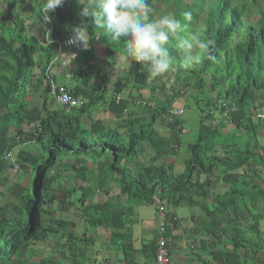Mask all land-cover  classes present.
Returning a JSON list of instances; mask_svg holds the SVG:
<instances>
[{
  "label": "trees",
  "instance_id": "16d2710c",
  "mask_svg": "<svg viewBox=\"0 0 264 264\" xmlns=\"http://www.w3.org/2000/svg\"><path fill=\"white\" fill-rule=\"evenodd\" d=\"M32 3L38 12L41 11L43 2L32 0ZM72 6L76 9H71ZM80 7L83 5L73 1L70 13L64 15L57 14L56 8L50 13L52 20L47 26L54 27V33L60 34L64 31V24L77 22L78 25L87 20L88 30L93 32L91 18L76 16ZM187 7L205 13L209 30L202 41L212 42L210 54H202L200 62L187 72L192 74L190 77L198 90L191 97L202 112L214 111L217 104L227 103L232 108L231 118L234 121L238 118V124L250 131L241 140L243 152L234 149L226 158L214 160L205 155L206 149L222 144L227 138L212 123L202 121L201 138L189 148L193 156L186 160L184 175H174L173 170L182 169L168 163L172 153L178 159H184V156L180 158L178 144H183L185 139L178 138L177 127L166 121L165 113L173 97L167 102L156 97L155 109L147 104L138 105L145 98L148 87L156 90L150 83L146 66L133 61L128 74L122 75L115 88L117 92L127 89L128 96L122 95L117 102L116 97L109 94V106L106 93H100L97 83L100 76L106 80L109 71L106 66L98 67L97 64L106 60L113 65L114 73H118L110 59L120 54L119 45L105 41L95 57L85 58L86 52L96 51L99 46L94 48L90 44L88 50L80 47L75 51L72 63H76L81 71L77 74L81 85L74 87L71 93L85 96L88 103L74 113L51 110L45 99L41 106H29L27 87L34 69L42 62L47 67L56 55L57 46L41 45L38 37H28L22 29L26 16L13 21L15 26L6 24L0 29V176L8 181V170L3 171L6 167L3 157L14 147L18 137L23 141L41 143V157L48 154V159L40 164L38 154L19 152L22 171L35 176L32 175V187L23 184L13 189L12 194L20 203L13 200L0 203V264H106V259L103 258V262L97 259L95 236L82 237L78 230L80 224L77 226L76 222L84 219L80 228L85 230L102 227L110 230L109 251L117 259L122 253L128 254L134 249L131 228L137 219L134 217L133 197L137 196L134 200L138 202L142 199L154 202L153 197L158 195L160 200L167 199L168 205L177 207L183 203L196 204L191 196L194 190L200 188L196 194L205 198L206 188L210 186V181L204 180L201 187L199 177L209 175L214 169L228 187L219 196L222 205L229 206V202L244 196L241 206L245 211L251 207L250 192L251 199L256 202L264 199V188L256 183L263 181L260 169L253 170L249 165L243 167L242 162L250 158L244 149L250 150L261 128L264 129V120L257 118L258 113H264V0H191ZM187 7L181 3L178 9L183 13ZM39 17V24L44 25L43 16ZM167 73L176 81L181 77L189 81L181 71L169 70ZM38 78L37 89L46 90L45 74L38 75ZM202 87L205 90L200 92ZM210 89L217 94L208 96ZM103 100L107 105L104 108L99 104ZM158 119L166 125V133L161 128L156 129ZM23 122L41 125L45 136L26 134L21 126L16 125ZM14 126L15 132L11 131ZM142 145L145 149L141 153ZM254 155L259 154L255 152ZM133 161H136L135 167L131 165ZM261 161L264 167V159ZM61 168L66 175L62 174ZM140 179L144 182L136 187ZM134 188L138 191H132ZM16 189L22 192L16 193ZM118 189L127 192V207H121L117 198L105 200L97 196L98 191L106 193ZM72 207H77L75 215ZM229 207L234 209L233 215L238 211V206L231 204ZM262 207L263 213L250 226L251 234L248 235L247 230L234 233L237 244L232 252L226 248L224 253L214 252L209 258L200 256V262L258 264L259 253H264V205ZM208 217L210 226H213L216 220L211 214ZM254 239L257 240L253 242ZM156 248V242H152L147 250L155 253ZM34 254L37 259L30 261ZM154 258L156 260L157 256ZM125 259L128 264H138L135 254L126 255Z\"/></svg>",
  "mask_w": 264,
  "mask_h": 264
},
{
  "label": "clouds",
  "instance_id": "9594fccd",
  "mask_svg": "<svg viewBox=\"0 0 264 264\" xmlns=\"http://www.w3.org/2000/svg\"><path fill=\"white\" fill-rule=\"evenodd\" d=\"M39 1L43 2V4L41 11L39 10L38 12L34 8L32 0H0V29H3V26H6V24H9L12 27L15 26L16 22L13 21H16L18 17L21 19L26 16L27 19L23 24L22 27L24 28L22 29L28 37H38L41 45L55 44L57 46L56 55L48 66L45 67L44 62H42L41 66L34 69L31 82L27 87L26 100L29 106H41L43 99H45L49 107L50 104H57V107L51 108V110H63L66 113H74L83 108V106L88 103V98L71 93V90L76 87V85H81L80 82L75 81L76 84L72 87L70 86V89L59 83V81L53 77V71L56 70L57 65H62L64 68L72 67L73 69L71 72L73 76L78 78L79 76L77 74L81 71L76 63H72L76 55L75 51L80 47L83 50H88L90 44H92L94 48L99 46L98 49H96L98 52L101 50L102 44L104 45L105 41H107L112 45H119L118 50H120L119 55L110 59L118 68L117 75L114 73L113 65L108 61L104 60V62L97 64L98 67L106 66L107 71H109V76L106 80H103L100 76L97 81L100 93H106V101L109 106V94L116 97L117 102H120L122 95L128 96L129 93L127 89L122 92H117L115 88L117 82L122 78V75L129 72V68L132 67L133 61L141 66H146L147 71L150 74V83L152 86H155L156 89L152 90L148 87V90H146V93L144 94L145 98H143V101L139 102L138 105L147 104V106L155 109L157 106L156 97H159V99L162 98L165 102L173 97L170 108L165 113L166 121L177 127L178 138L185 139L183 144H178L179 147H181V149H178L184 150V159L180 160L177 158V155L172 153V158H170L168 162L174 166V168L182 169L178 171L173 170L174 175H184L186 172L184 171L186 168V160L193 156L190 154L189 148L201 138V133L204 128L201 125L202 121L212 123L219 129V132L226 135L227 138L222 144L206 149L205 155H208V158L210 156L214 160H218L221 157L226 158V156H228L230 152L232 153V150L234 149H237L239 153L243 152L242 149H240V143L250 130H246L242 125H239L237 121L238 118L236 121L231 118L232 108L227 103L222 102L221 105L217 104L214 111L204 110V112H202L197 108L195 101L191 97V94L195 96L198 90L195 88V81L190 77L192 74L187 72L200 62L202 54H210L209 50L212 45L211 41H202V38H204L209 30V24L204 12L187 7V5L191 4V0H181V3L188 8L187 11L183 13L181 9H178L179 4H181L179 3V0ZM73 1L83 5L79 11V15L85 19L91 18L90 22L94 31H99L91 32L88 30L89 24L86 22L87 20L78 25L77 22H68L67 25L64 24V31L60 34L54 33V27L47 26V23L52 20L50 13L56 8L57 14L64 15L66 12L70 13L69 8ZM71 9H76V6ZM35 12L38 13L35 14ZM40 15L43 16L44 25H40L38 22ZM169 70L171 72H174L175 70L183 72L189 81L186 82L182 77L176 81L167 73ZM44 74L46 79L45 86L47 88L45 90L44 88L42 89L39 87L38 90V75ZM102 89L104 91H101ZM203 90L205 89L202 87L200 92ZM151 91H153V94ZM216 94L215 91L211 89L208 90V96ZM152 96L155 97L153 98ZM131 100L132 98H130V101ZM103 102H105V100H103ZM196 108L198 109L199 116L198 130L196 139H193L191 135L193 134L195 127L190 124L191 118L187 114V109ZM252 111L256 113V110ZM139 117H137V122ZM257 118L264 120V113H258ZM114 120L117 121L116 119ZM254 120H256L255 114ZM157 122L160 124L162 132L166 133V125H162L160 119H158ZM16 125L21 126L26 134L34 133L37 136H40V134L44 135L41 125L29 122L17 123ZM11 131H17L15 126ZM40 144H38L37 141H23L20 137L15 139L14 147L3 157L6 163V167L3 171L5 169L8 170L6 175V180L8 181H5L4 176H0V203H3L5 200H12L10 198L12 197L13 189L16 185H23L22 182L15 183L14 187L9 186L10 181L14 180L18 173L23 172V162L19 154L20 150L29 151L34 155L38 154L40 158L43 152ZM244 150L249 152L248 156L250 158H245L242 161L244 162L243 167L249 165L248 167L253 170L260 169L259 175L263 181L256 183L264 188V167H262L261 161L264 159V129L261 128L258 136L252 142L250 150L246 148ZM255 152H258L259 155H254ZM131 165L132 167H135L136 161H133ZM139 165L140 164H138V166ZM194 166L195 165H193V167ZM198 167L199 166L196 162V169ZM198 171L199 170H196V172ZM193 172L194 171H192V173ZM31 177L32 175H29V180ZM204 180L210 181V186L206 188L207 196L205 198L198 197L196 193L200 188L197 187L194 190V193L191 194L192 198H194L193 201H196V204L183 203L178 207L177 205H164L163 207V204L166 203L167 199L162 201L159 199L158 195L153 197L154 203L157 204L156 206L159 211L158 215L160 217L159 227L153 240V242H156L157 244L154 253V256H157L155 264L176 263L171 247V231L176 232L177 230H180L181 225L184 223L190 224L195 231H198L202 224L203 226L206 224L207 219L205 218L210 216V214L212 218L216 220L214 227L206 226L200 235L204 237H215L217 242H219V248L210 243L213 251L210 249L206 254L198 253L195 249L192 253H195V256L197 257L202 256L203 258H209L212 257L214 252L224 253L226 248L228 252H232L234 245L237 244V238L234 237V233L247 230L248 235L251 234L250 226L254 225L256 217H260L263 213L262 206L264 205V199H260L259 202H256V200L251 199L250 192L251 207L249 210L244 211L241 206V198L244 196L237 197L235 202H229V206H231V204L236 207L238 206V211L233 215L231 212L234 209H231L228 205H222L223 201H219V196L223 195V193L228 190L223 177L218 176L216 169H214L209 175L203 174L199 177V185L201 187L202 181ZM142 183L143 181L140 179L137 182L136 187H140ZM225 184L226 187L224 188ZM214 186H216L215 189ZM4 189L8 190L7 193L3 191ZM246 190H248V188H246ZM137 191L138 190L135 192ZM97 193V196L99 197L105 195L109 196V194L117 196L115 195L116 191L114 190L107 191L106 193L98 191ZM217 197L218 200H216ZM13 199L14 202L20 203V200L15 196H13ZM176 208L179 209L180 214L177 213ZM82 222H85L84 219L80 221V223ZM80 227L81 224L79 225L78 230L82 232V237L89 235L88 232L91 228L85 230ZM105 231L109 232L107 229H105ZM256 240L257 239H254L253 242ZM250 246L251 244L249 247ZM200 248L204 249L205 247ZM108 255H111L109 249L107 252H104V256ZM120 260L126 261L125 257ZM256 260L258 264H264V253H259ZM200 264L202 263L200 262Z\"/></svg>",
  "mask_w": 264,
  "mask_h": 264
},
{
  "label": "crops",
  "instance_id": "0c3cea01",
  "mask_svg": "<svg viewBox=\"0 0 264 264\" xmlns=\"http://www.w3.org/2000/svg\"><path fill=\"white\" fill-rule=\"evenodd\" d=\"M38 31V30H37ZM73 68H64L62 65H57L56 70L53 71L54 78L59 81V83L65 85L66 87L70 88L76 84L78 78L73 76L71 70ZM128 74V73H127ZM127 76V75H126ZM76 81V82H75ZM70 82V83H69ZM71 86V87H70ZM78 86V85H76ZM101 107H106L105 102L101 101ZM57 107V104L53 103L50 104V108ZM144 182V181H143ZM132 191H136L135 188ZM109 194V193H108ZM117 196L109 194V196H103L105 200L110 199H118V203L121 207L128 206L129 202L127 200V192H122L119 189L116 191ZM137 196L133 197L134 201V217L137 219V222L131 228V233L133 236V245L135 251L138 252L136 256L135 262L138 264H155L154 258V250H147L150 243L153 242L155 238V234L157 233V229L159 227L160 217L158 215L159 211L157 208V204L151 201H147L146 199H142L141 201H135L134 199ZM164 205H168L164 203ZM178 214L180 211L176 208ZM205 219L209 221V217L207 216ZM204 219V222H205ZM203 226H200L198 231H195L190 224L184 223L181 225V229L177 230L176 232L171 231L170 235L172 238L171 247L172 253L175 257V261L178 264H200L201 257L195 256V253H192L196 249L198 253L206 254L208 250L211 249V244H214L219 248V242L217 239L212 236L204 237L200 235L202 230L206 226H210L209 222H207ZM212 228L214 227L211 226ZM104 228H97L89 230V235L95 236L97 240V259L99 261H105L103 259L104 252H107L111 242V231L105 234ZM147 244V245H146ZM103 245V253H101ZM200 247H205L204 249ZM212 250V249H211ZM213 251V250H212ZM122 257V256H120ZM118 256L117 259L120 258ZM106 264H116L110 262L109 259L106 260ZM118 264H127V261L120 260Z\"/></svg>",
  "mask_w": 264,
  "mask_h": 264
},
{
  "label": "rangeland",
  "instance_id": "374dc122",
  "mask_svg": "<svg viewBox=\"0 0 264 264\" xmlns=\"http://www.w3.org/2000/svg\"><path fill=\"white\" fill-rule=\"evenodd\" d=\"M73 8L75 7V6H72ZM79 8V7H78ZM81 8V7H80ZM79 15V13L78 14H76V16H78ZM80 16V15H79ZM91 41V40H90ZM85 54H87V55H84V58L86 57V56H93V57H95L97 54H98V52L97 51H89V52H86ZM70 83V82H69ZM187 114H188V116L191 118V125L192 126H194L195 127V129L193 130V134L191 135V137L193 138V139H196V136H197V130H198V118H199V116H198V111L196 110V109H187ZM108 124H110V123H108ZM160 129V124L158 123L157 125H156V129ZM166 130V129H165ZM145 149V145H142V147H141V153L143 152V150ZM183 152H184V150H181L180 151V155H181V157L180 158H182L183 156H184V154H183ZM48 158H47V156H43V157H41L40 158V161H39V163L40 164H43L44 163V161L45 160H47ZM65 159H67V158H65ZM61 170H62V174H65L66 175V173H65V170L63 169V168H61ZM29 175H30V173H23V172H20V173H18L17 174V176L14 178V180H11L10 181V187H14V184L15 183H22L23 182V184L24 185H26V186H30V187H32L33 186V177L35 176V174H32L33 175V177H31L30 178V180H29ZM11 178V177H10ZM29 180V181H28ZM28 182V183H27ZM8 185V184H7ZM226 187V184H225V186H224V188ZM25 188V187H24ZM216 188V186H214V189ZM5 193H7V189H4L3 190ZM19 192H22V191H20V190H18V189H16V193H19ZM23 194H25V196L27 197V194H26V191H24L23 192ZM10 199H12V200H14L13 199V194H12V197L10 198ZM21 199V198H20ZM15 200H17V199H15ZM71 211L73 212V215H75L77 212H78V210H77V207H72L71 208ZM68 217L69 218H71L72 216L71 215H68ZM77 219V218H76ZM80 222V221H79ZM79 222H76V223H78L77 224V226L79 225V224H81V225H84L83 223H79ZM105 234H107V231L105 232ZM36 250V248H34V251ZM130 250V249H129ZM133 250H135V249H132V250H130L129 251V253L128 254H126V253H122V255H119V257L120 256H123V257H125L126 255H128V256H131V254H135L136 256H137V253L138 252H134L133 253ZM118 252V254L120 253L119 251H117ZM111 253V252H110ZM122 257V258H123ZM103 258L104 259H109V261L110 262H113V263H116V264H118L119 263V259H114V256H113V254L111 253V255H108V256H103ZM35 259H37V256H36V254H34L33 256H32V258L30 259V261L31 260H35ZM55 259L56 260H58V257H55ZM62 259V258H61ZM63 260V259H62ZM65 263V262H64Z\"/></svg>",
  "mask_w": 264,
  "mask_h": 264
}]
</instances>
